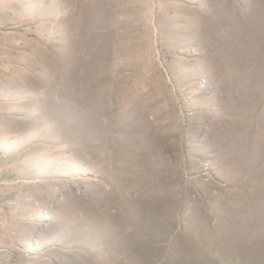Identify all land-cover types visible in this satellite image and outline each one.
Wrapping results in <instances>:
<instances>
[{
    "label": "rangeland",
    "instance_id": "rangeland-1",
    "mask_svg": "<svg viewBox=\"0 0 264 264\" xmlns=\"http://www.w3.org/2000/svg\"><path fill=\"white\" fill-rule=\"evenodd\" d=\"M0 264H264V0H0Z\"/></svg>",
    "mask_w": 264,
    "mask_h": 264
}]
</instances>
